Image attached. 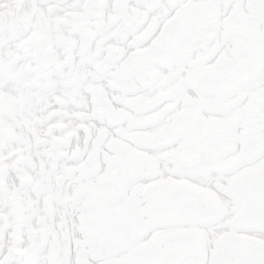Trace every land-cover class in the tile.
I'll return each mask as SVG.
<instances>
[{
    "label": "snow or ice",
    "instance_id": "1",
    "mask_svg": "<svg viewBox=\"0 0 264 264\" xmlns=\"http://www.w3.org/2000/svg\"><path fill=\"white\" fill-rule=\"evenodd\" d=\"M0 264H264V0H0Z\"/></svg>",
    "mask_w": 264,
    "mask_h": 264
}]
</instances>
